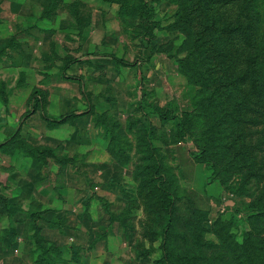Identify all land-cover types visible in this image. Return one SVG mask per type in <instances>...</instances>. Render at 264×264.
<instances>
[{
  "label": "rangeland",
  "instance_id": "obj_1",
  "mask_svg": "<svg viewBox=\"0 0 264 264\" xmlns=\"http://www.w3.org/2000/svg\"><path fill=\"white\" fill-rule=\"evenodd\" d=\"M195 2L148 0L150 18L128 8L140 0H0V264H163L160 201L141 186L149 133L179 197L176 251L201 233L199 252L229 263L242 230L264 233L248 220L264 150L234 146L261 126L224 123L231 147L191 156L231 91ZM158 106L194 114L185 140Z\"/></svg>",
  "mask_w": 264,
  "mask_h": 264
},
{
  "label": "trees",
  "instance_id": "obj_2",
  "mask_svg": "<svg viewBox=\"0 0 264 264\" xmlns=\"http://www.w3.org/2000/svg\"><path fill=\"white\" fill-rule=\"evenodd\" d=\"M195 4L198 5L202 25V29L197 34H199L200 40H202L201 34L204 33L214 41L210 40L212 46L216 48L218 65L223 74L220 80L222 79L231 91L226 97V105L223 104L224 109L212 119L213 124L208 128L211 135L195 139L197 145L199 144V151L191 153V156L198 163L206 161L216 139L217 142L219 140L227 141L225 145L230 148L231 142L227 139L228 133H222L223 138L221 139L218 135L225 129L224 123L235 127L243 123H253L252 125H259L262 128V130L257 129V133L262 135L256 140L257 143L254 145L251 144L252 142L248 143L247 134L240 133L241 136L236 137L234 146L236 148L239 144L240 147L242 146V151L239 154L243 153V159L249 158L255 161L257 151L264 150V0H196ZM128 8H132L131 10L135 12L140 11L150 18L154 16L148 0H140L139 5ZM206 44V41H202L199 49L206 50ZM219 45L222 46L221 49ZM193 62L195 61H189L190 64ZM194 64L197 65V63ZM197 69L198 67L189 68L190 71ZM197 73L198 77L203 79L200 76V71ZM231 99H235L234 104L230 103ZM154 112L164 119L174 121L177 140H185L193 125L194 114L192 112L184 111L178 114L170 108L165 109L159 106L154 108ZM216 134L217 136H215ZM151 138L149 133L147 137L144 135L141 139L143 142L141 151L144 154L141 186L147 199L154 198L157 202L160 201L163 264L214 263L213 258L207 259L203 252H199L198 247L208 245L207 242L202 241L201 233L194 236L195 247L187 246L184 251L175 250L174 240H176V236L180 235L176 229L179 197L172 189V181L165 175L166 165L162 161L163 156L160 149L151 143ZM202 141L204 144L200 143ZM238 160L241 161L240 158ZM253 176H256L260 181L264 179V173H255ZM248 220L250 224L256 221L264 224V204L259 206L256 212L248 217ZM205 230L202 229V231ZM254 231V229L251 231L242 230V241L234 243L236 249H234L233 262L224 264H264V233L257 235Z\"/></svg>",
  "mask_w": 264,
  "mask_h": 264
}]
</instances>
